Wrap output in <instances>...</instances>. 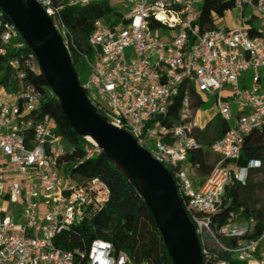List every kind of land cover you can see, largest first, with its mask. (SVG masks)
<instances>
[{
  "label": "built area",
  "instance_id": "2783aa9c",
  "mask_svg": "<svg viewBox=\"0 0 264 264\" xmlns=\"http://www.w3.org/2000/svg\"><path fill=\"white\" fill-rule=\"evenodd\" d=\"M91 1L67 4L86 6ZM109 1L121 22L95 21L88 38L90 54L84 55L88 77L81 82L88 98L171 173L196 227L204 264H232L219 253L239 263L264 264V234L249 237L253 221L248 227L237 226L239 217L231 214L219 231L212 225L227 187L245 184L247 170L237 165L245 136L264 127V0H229L231 10L241 11L240 18L228 26V11L223 16L213 13V29H202L199 23L197 6L207 0ZM37 2L52 18L57 16L60 9L50 0ZM247 10L253 14L246 16ZM5 18L0 10V56L8 58L9 51L19 56L5 61L17 89L0 85V264H132L126 253H117L105 240H93L85 250L61 246L105 207L110 190L99 179L74 174L73 168L84 160L68 161L74 149L56 132L55 119L42 112V94L24 83L20 54L27 46ZM60 33L67 39L64 27ZM35 60L31 54L28 61ZM249 71H254L251 86L241 89ZM182 88L179 118L165 125L160 120L167 118ZM192 93L215 98L212 110L228 124L212 147L220 161L199 189L188 158L200 148L196 131L206 124L198 123L201 110L194 109ZM87 141L86 160L102 154Z\"/></svg>",
  "mask_w": 264,
  "mask_h": 264
},
{
  "label": "trees",
  "instance_id": "16d2710c",
  "mask_svg": "<svg viewBox=\"0 0 264 264\" xmlns=\"http://www.w3.org/2000/svg\"><path fill=\"white\" fill-rule=\"evenodd\" d=\"M50 1L54 9H60L53 19L60 32L61 27L67 31L65 41L83 83L88 77L84 55L90 54L88 38L94 30L95 21L105 18L110 23H115L112 20L121 15L109 0H92L86 6H69L67 0ZM232 8L233 2L229 0H207L199 17L202 29L214 28L211 23L213 13L223 16ZM5 19L9 21L8 18ZM31 54L28 48L20 54L25 73L24 83L34 86L42 94V112L55 119L56 132L74 149L68 161L84 160L73 168L74 174L86 179H99L110 190V199L105 207L78 228L77 236L66 235L69 240L61 246L72 251L85 250L93 240L101 239L112 243L117 253H126L132 264H172L151 212L132 185L110 164L103 153L89 160L85 159V147L90 146V143L71 129L45 78L34 69L33 65L37 61H28ZM15 56H19V53L9 51L8 58L0 56V85L5 86L8 91H14L18 87L13 73L5 67V61ZM184 95L185 90L182 88L174 98L167 118L160 120L165 125L171 126L177 122ZM192 98L194 109L201 108V97L192 93ZM227 130V122L216 115L203 130L196 131L200 148L191 151L188 158L196 189L203 185L215 164L220 161V156L212 151V147L224 137ZM237 165L247 170L245 184L232 183L227 187L223 205L212 225L219 231L229 223L230 215L235 214L245 221H253L254 232L249 237L259 239L264 234V127L254 129L245 136ZM219 257L230 260L232 264H244L232 260V256L225 253H219Z\"/></svg>",
  "mask_w": 264,
  "mask_h": 264
},
{
  "label": "water",
  "instance_id": "95a60500",
  "mask_svg": "<svg viewBox=\"0 0 264 264\" xmlns=\"http://www.w3.org/2000/svg\"><path fill=\"white\" fill-rule=\"evenodd\" d=\"M0 10L21 34L71 127L94 142L151 212L172 264H204L196 227L171 173L125 130L102 115L82 86L54 19L37 0H0Z\"/></svg>",
  "mask_w": 264,
  "mask_h": 264
},
{
  "label": "rangeland",
  "instance_id": "374dc122",
  "mask_svg": "<svg viewBox=\"0 0 264 264\" xmlns=\"http://www.w3.org/2000/svg\"><path fill=\"white\" fill-rule=\"evenodd\" d=\"M152 1V0H151ZM115 6L119 9V10H121L122 12H125L126 11V9H125V6H123L121 3H116L115 4ZM197 8H198V10H199V15H200V13H201V11H202V9H203V5H198L197 6ZM253 14V11H251V10H247V12H246V16H250V15H252ZM240 16H241V11L240 10H230V11H228L227 13H226V15L224 16L225 17V25H228L229 26V24H230V22L231 21H236V20H238L239 18H240ZM221 19H223V18H219L218 17V20H221ZM112 22H116V23H120L121 22V20H120V18H118V17H116L115 18V20L113 21L112 20ZM57 28H58V26H57ZM223 28H224V26H223ZM33 67H34V69L37 71V72H40V69H39V66H38V63H35L34 65H33ZM253 75H254V71H249V72H247V73H245V77H246V81L245 82H242V84H241V89H247V88H250V86H251V80H252V77H253ZM2 89V86H0V90ZM202 101H203V103H202V105H201V108H200V110L201 111H206V110H209L210 108H213V106H214V104H215V98H213V97H206L205 95H202ZM236 106H234L233 107V110L234 111H236ZM212 112V111H211ZM252 223L251 222H248V221H245V220H238L237 222H236V225L237 226H243V227H248V226H250ZM262 248H263V251H264V240H263V242H262Z\"/></svg>",
  "mask_w": 264,
  "mask_h": 264
},
{
  "label": "crops",
  "instance_id": "0c3cea01",
  "mask_svg": "<svg viewBox=\"0 0 264 264\" xmlns=\"http://www.w3.org/2000/svg\"><path fill=\"white\" fill-rule=\"evenodd\" d=\"M245 81H243V82H245ZM262 86L264 87V82H263ZM216 115L217 114H215V112L212 110V108H210L209 110H206L204 112L203 111H200L197 114L198 123L199 124H204V125L206 124V126H207V124H209L214 119V117ZM239 220H242V219L239 218Z\"/></svg>",
  "mask_w": 264,
  "mask_h": 264
},
{
  "label": "bare ground",
  "instance_id": "6f19581e",
  "mask_svg": "<svg viewBox=\"0 0 264 264\" xmlns=\"http://www.w3.org/2000/svg\"><path fill=\"white\" fill-rule=\"evenodd\" d=\"M90 140V139H89ZM91 141V140H90Z\"/></svg>",
  "mask_w": 264,
  "mask_h": 264
}]
</instances>
